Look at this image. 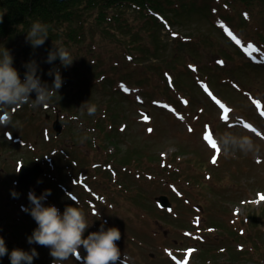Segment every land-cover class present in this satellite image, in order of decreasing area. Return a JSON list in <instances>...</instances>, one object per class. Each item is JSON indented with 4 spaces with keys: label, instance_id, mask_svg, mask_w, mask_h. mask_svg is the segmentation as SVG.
<instances>
[{
    "label": "rangeland",
    "instance_id": "obj_1",
    "mask_svg": "<svg viewBox=\"0 0 264 264\" xmlns=\"http://www.w3.org/2000/svg\"><path fill=\"white\" fill-rule=\"evenodd\" d=\"M233 7L235 8V6ZM257 10L258 9H255L253 11ZM229 11L237 14L239 13V11L232 7L229 8ZM146 12L149 14L148 7L146 8ZM165 14L168 16L170 15L169 11H165ZM198 14L199 13H196V11L186 13L183 18L179 20V22H183L182 26L171 24L173 30L180 33L178 36L180 40L183 38L190 39L189 37H192L191 39L194 40V44L191 50L190 48L185 50L184 47L180 45L181 41L177 39L178 37L176 38L177 33H167L164 31L162 33V40L169 41L171 44L168 45V42L164 44L165 47L161 49L162 55L159 60L152 59L149 61L142 57L137 52L140 48H137L135 44H132L128 39L122 38L121 36L98 45L95 44L101 42V40H93L91 41L90 47L87 48V51L84 49L81 53L75 54V64L80 71L81 69L78 62L82 61V56L86 53L87 59L93 60L95 57V49L102 48L105 53V58L107 59V65L110 66L105 72L107 78L111 77L112 72H117L118 74L124 73V75H120V80H125L129 85H132L133 82L125 77L127 69L131 70L133 81L137 80L135 77L136 75H145L147 79L152 81L154 86L153 96L149 97L141 93L146 103H141L143 101L142 99H139L141 105L124 102L121 105L123 110L115 111L111 110L110 97L95 91L93 94L79 98L75 102L74 107L78 109L76 112L77 119L75 117L69 118L66 114V117L61 115L64 132L60 137H57L53 129V123L57 118V113L55 110L56 104L51 102L47 107L22 108V112L16 115L17 120L13 125L10 124L5 127H0V183L4 182L6 184H0V236L6 239H12L15 243H21L25 240L26 232L30 228L28 222L33 224L34 219L30 214L22 210L20 203L22 200L29 202L27 195L29 192H17L20 194L18 201H12V207L9 210L5 209V205L8 203L6 198L12 196L11 192L13 190L16 191L17 176L19 175L18 173L22 164L33 165L34 163H40L44 167L45 172L37 181L35 188L43 191L52 189L59 193V196H54L55 192L51 190L52 194L47 197V205L60 206L57 208H65L66 205H72L71 202L67 203V196L60 185H64L65 187L66 185L68 186V191H70L69 197L71 199L72 197L76 200L78 198L84 199L87 194L84 193L80 187L74 186L71 183V178H76L77 174L80 172L90 175L89 184L92 190L101 195H105L111 204H119L118 210L110 215H115L121 219L125 218V220L121 221L120 226H122L125 231H131V235L126 233L127 239L124 242V247L126 250H133L135 262L139 264H171L162 259V257L167 258L165 254L167 252L170 253L168 255L171 256L175 264H204V262H208L212 259H217L215 264H228L227 260H230L228 253L208 255L209 257L205 258L203 262L199 257L202 251H204V255H207L210 254L213 248L221 249L227 247L233 251V240L247 245L244 252L237 254L239 257L238 260H241V262L235 264H264V241L262 239L264 221L258 220L259 222H254L253 225L247 229L245 235L248 236L249 234L247 238L239 237L226 226V223L232 218L233 210L236 215L233 214V216L241 219L251 214L261 215V219L264 218V196H258L256 194L259 191L264 192V143L262 141H254L259 146V152L256 155H245L241 152H235L232 145L227 144V146H223V153L225 155H232L234 157L245 156V160L239 165L235 164L230 159H226L223 162L224 167L233 172V174L229 176L228 187L227 183L223 182V186L216 191L212 186L204 188V196H201L200 194L202 192L199 190L200 188H197V185L191 184L187 186L186 184L188 176H190L189 170H195L197 168V161L208 162L209 157L215 158L214 155L219 152L217 148L220 150V146L217 143L218 136L220 140L222 139L220 129L219 131L215 130L217 135L213 132H209L202 141V126H200L198 130H194L192 134L188 133L192 121L191 117L186 119V122L182 123L183 115L180 114V123H178L173 117L163 116L158 113L157 111L159 110L151 105L152 100L156 102V100L176 99L174 91L169 89L166 84L164 71L175 74L173 70L179 69L181 71L187 64L196 62L198 66L206 72L215 73L223 79L232 78L235 80L234 84L237 88L246 90V94L234 89H231L228 93H225L223 90H218L219 96L228 94L229 100L232 102L227 98L224 99L227 100L234 109L235 107L238 108V110L235 109V115L239 117L244 115L251 120L255 119L256 114L254 115V109L250 105L251 100L254 99L253 104L256 110L255 112H258L264 119L262 102L257 100L256 97H251L252 99L249 98L253 93L264 98V70L261 72L241 70L235 68V64L233 63H230V65L224 69L217 68L215 59L218 57L220 50L229 44L226 37H228L229 40L231 34L228 33L223 35L218 31L217 27L216 32L210 33V23L206 18H201L200 14L199 17ZM124 16L127 22L130 23H134L138 19H141L143 23L139 26H145V20L134 10H128ZM224 19L227 20L225 15ZM261 21L264 23V19ZM248 23V25L243 27L246 31L264 28L260 23L251 24L250 21H248ZM156 24L158 30L161 31V24ZM135 25H138V23ZM213 25L215 27L214 23ZM226 28L229 27L227 22H224L221 25V29L225 30ZM206 34L213 35L214 40L212 42L205 41L203 37ZM230 38L236 39L235 37ZM9 42L10 38H6L2 42V46H7ZM122 53L131 55V61L128 62L135 65V68H127L123 65ZM14 55L17 56V51L14 52ZM137 55H140V58H138ZM113 64L119 66L118 69L112 67L111 65ZM154 68H158L157 72L150 73L149 69ZM181 82L189 85V81L185 79L184 75H182ZM184 84H176L179 93L185 94L183 88ZM145 90L149 91V88L146 87ZM32 99H35V93L32 95ZM89 101L92 105L96 106V111L93 115H88L86 109L83 112L79 110L84 103ZM203 102L208 103V99L203 98ZM162 104L163 102L157 101L154 105L160 106ZM148 112H151V115L154 117L153 124L156 128L154 133L148 131L149 127L147 124H141L138 121V117L142 115H144L146 120V114ZM250 112H252V115ZM208 113L213 115L218 123V116L221 115L226 121L229 120V117H226L227 115L223 114V111L209 109ZM115 114L116 116L113 117ZM123 115H126L128 120L126 128L127 134L121 143V148H119L115 144L113 137L108 138V132L109 125L113 123V120H120V117ZM141 119L145 123L142 117ZM243 123L242 121V124ZM16 125L24 127L22 128V132L14 130ZM245 128L253 135H261V129L258 127V129L255 126H248ZM5 131H10L15 137L21 138V141L14 143L8 140L5 136ZM245 134L247 133L240 132L237 137ZM26 135H29L30 139ZM262 137L264 138L263 132ZM4 141L12 143V145H6ZM23 141L24 143H22ZM213 143L216 145L215 148L212 146ZM30 145L37 146L34 152H28V146ZM128 146L137 148L138 152L146 151L155 157L164 156L166 157L165 159H167L169 156L177 153L181 157V162L189 159L192 160V165L186 163L181 166L178 165L179 168L186 169V178L182 182H174L180 191L186 189L187 192H182L184 198L190 200V206L184 202V199H179L180 194L169 187L166 183L167 181H165L164 184L160 183L151 187L156 195L165 194L170 198L171 196L174 198L177 203V208L174 213L177 217L181 216L180 219H176V216L171 215L169 223L165 226L153 221L145 215V202L140 198L135 202L136 194L130 185L131 180L136 177L127 176V173L121 169V166L120 168L111 167L106 171L102 170V168H92L93 164H111L115 156L119 159L129 157L130 154L126 152ZM52 151L53 154H51ZM56 151L57 153L55 154ZM258 158L262 159L263 162L258 164ZM251 160L257 163L253 164ZM75 163H77V166ZM57 165L62 166L59 172ZM49 169L51 170V177H53L54 181L52 182L53 186H49L51 184V178L47 179V187L44 181H46L49 174ZM113 169L118 173V181H113L109 173V171H113ZM138 174H141V176L138 179L136 178L138 182L136 184V189L137 191L145 193V183L150 182V179H147V177L140 172H138ZM63 178L67 180L66 185L61 182ZM217 187H220V185ZM42 193L43 192H41V194ZM36 195L40 196L38 194ZM127 196H133L134 198L133 201L135 204L132 207H127L120 203L122 198ZM223 197L224 201H213V198L222 199ZM197 203L206 204L207 206L204 227L218 226L223 229L224 233H222L221 238L217 240H215V237L219 235L220 232H216L215 236H211L208 241H211L212 247L209 250L203 247L199 256L196 257L195 260L193 258L189 263L185 260H179V255L181 253L179 249L188 248L187 246L193 245L197 247L202 246L183 235L185 226L191 223L190 221L193 220L194 214H198L196 212L197 209L194 210L192 208V206ZM154 205L155 204H152V206ZM29 206L30 205L27 207ZM102 211L106 212V207L102 208ZM137 214L138 217L144 216L146 218L148 228L151 226L153 227L152 229L156 231V238L147 241L143 240L147 236H142V234H144L143 232H146L148 228L138 230L134 223H129L130 221L128 219L137 218ZM179 221H181V223H178ZM92 225L95 226L96 223L93 222ZM91 230L92 232L97 231L94 227H91ZM152 234L155 235L153 232L150 235ZM140 240L144 243L140 242ZM165 247L167 251L164 250ZM45 253L47 257L48 255L50 256V249L46 248ZM192 253L194 254L195 251ZM151 256L154 257L156 260L155 262L148 261ZM121 259H124L123 255ZM127 259L130 261V264H136L128 257ZM51 260L53 263V258H51ZM41 263L46 264L45 261L37 260L36 258L33 261V264ZM57 264L74 263L57 261ZM81 264H83V262Z\"/></svg>",
    "mask_w": 264,
    "mask_h": 264
},
{
    "label": "trees",
    "instance_id": "obj_2",
    "mask_svg": "<svg viewBox=\"0 0 264 264\" xmlns=\"http://www.w3.org/2000/svg\"><path fill=\"white\" fill-rule=\"evenodd\" d=\"M147 7L149 8V14L146 12ZM230 7L239 11V13L230 12ZM130 9L145 20L144 27L139 26L143 23L141 19L134 23L127 22L124 15ZM255 9L258 10L253 11ZM165 11H169L170 15H166ZM195 11L201 15V18L208 20L210 33L216 32V27L218 28V24L222 22L225 15V18L229 20L230 29L235 31L242 45L232 44L231 50L223 49L220 53L221 57L227 62H241L239 65L258 68L253 63L252 58L264 55V28H257L249 32H243L241 29L249 24L248 21L251 24L260 23L264 27V23L261 21L264 19V0H0V53L5 48L10 50L14 61H18V71L22 80L26 71L23 65L33 59L40 65L41 72L39 75H41L42 81L50 87L54 77H49L47 73L52 67L59 68L64 83L50 102L56 104L69 118H74L73 107L75 102L79 98L89 95L90 88L95 90L106 69L110 67L107 65L104 50L97 48L94 51L95 57L93 60L87 59L86 53L82 56V61L78 62L80 71L75 64L76 53H81L84 49L87 51L93 40L100 39L101 42L95 44L98 45L121 36L140 48L137 52L142 57L149 61L152 59L159 60L162 55L161 49L165 46L159 42L161 33L156 23L161 24V31L171 24L182 26L183 22H179L180 18H183L186 13ZM36 20L50 26L49 37L43 46L33 49L31 44L26 42V32L29 30L31 23ZM137 23L138 25H135ZM6 38H10V42L3 47L2 42ZM189 38L183 40L177 38L181 41L180 45L185 50L194 44L192 37ZM213 38L211 34H206L203 37L205 41L210 42L214 40ZM53 41H62L64 46L69 49L74 59L71 66L63 67L59 59L54 61L53 65L45 63L48 50L53 47ZM243 48L249 49L244 53ZM15 51H17V56L14 55ZM122 55L123 62H126V57L128 59L131 56L128 53H122ZM140 55H137V57L140 58ZM22 61L23 65H20ZM15 68L17 69V67ZM173 71H175V74L168 71H164V73L172 77L177 84H184L181 82L182 75H184L185 79L192 83V88L197 83V75L202 80L205 79L201 70L196 73L189 70L187 65L181 71L179 69ZM125 77L133 80L130 69H127ZM110 83L112 84V81L103 84V88L110 85ZM203 84L209 86V84ZM135 85H139L144 89L149 88V91L143 92L145 95L154 93L151 80L140 77L139 80H136ZM191 86L184 84L186 90ZM191 92L192 95H197L202 93L203 90H192ZM25 106L28 109L32 108L27 104ZM15 122L16 112L12 111L8 123L13 125ZM229 174L232 175L233 173L229 172ZM28 225L30 228L26 232L25 240L21 243H15L12 239H6L2 236L5 239L9 255L16 248H31L32 244L28 243L27 238L32 235L31 231L36 229L38 225L33 227L34 225L29 222ZM40 249V257L44 259L43 261L46 264H51V258L45 255L44 249ZM0 264H11L9 256L6 255L0 258Z\"/></svg>",
    "mask_w": 264,
    "mask_h": 264
},
{
    "label": "clouds",
    "instance_id": "obj_3",
    "mask_svg": "<svg viewBox=\"0 0 264 264\" xmlns=\"http://www.w3.org/2000/svg\"><path fill=\"white\" fill-rule=\"evenodd\" d=\"M49 25L39 20L33 21L29 30L26 32V42L31 44L33 49H37L45 44L49 37ZM59 59L63 67L71 66L73 57L69 49L64 46L62 41H53V47L48 50L45 63L53 65ZM14 57L7 48L0 53V114H5L11 119L12 109H18L23 105L29 107H47L52 97L61 89L64 81L59 68L52 67L48 71L49 77H54L52 86L42 81L41 68L36 60L26 62L23 67L24 79H21L19 71L13 66ZM35 93V99L32 94ZM87 110L88 115H93L96 106L89 102L84 103L79 109L81 112ZM0 123H7L0 121ZM217 143L224 151L223 144L219 139ZM235 152L245 155H256L259 146L254 142L251 135L245 134L239 137L233 136L231 140ZM51 190H45L40 196L35 191H29L28 200L30 206L22 210L31 215L38 227L34 229L31 236L27 238L28 243L38 244L50 249V256L53 264L57 261H67L75 258L83 264H127L126 254L121 260L122 253L117 246L121 239V232L117 227H105L104 221L99 230L85 236L89 225L86 215L81 206L72 197L76 206L66 205L63 213L55 205H47V197ZM13 198H19V193L12 191ZM96 214V213H94ZM86 252L81 256L80 249ZM8 255L11 264H33L39 253L35 248L31 251L13 249L9 255L5 239L0 236V258Z\"/></svg>",
    "mask_w": 264,
    "mask_h": 264
},
{
    "label": "water",
    "instance_id": "obj_4",
    "mask_svg": "<svg viewBox=\"0 0 264 264\" xmlns=\"http://www.w3.org/2000/svg\"><path fill=\"white\" fill-rule=\"evenodd\" d=\"M54 129L57 131L58 134H61L62 126L60 125L58 121L55 123ZM41 174H42V170L40 166L36 167L35 169L24 167L22 169V172L19 177V182H18L20 189H26L28 191H33L36 181L40 177ZM164 200L167 201V199H164Z\"/></svg>",
    "mask_w": 264,
    "mask_h": 264
},
{
    "label": "snow or ice",
    "instance_id": "obj_5",
    "mask_svg": "<svg viewBox=\"0 0 264 264\" xmlns=\"http://www.w3.org/2000/svg\"><path fill=\"white\" fill-rule=\"evenodd\" d=\"M246 127H248V125H245ZM149 131H151V130H149ZM212 146L215 148L216 147V145L213 143L212 144ZM217 151H219V149L217 148ZM213 162H215V161H213Z\"/></svg>",
    "mask_w": 264,
    "mask_h": 264
},
{
    "label": "bare ground",
    "instance_id": "obj_6",
    "mask_svg": "<svg viewBox=\"0 0 264 264\" xmlns=\"http://www.w3.org/2000/svg\"><path fill=\"white\" fill-rule=\"evenodd\" d=\"M139 90H141V91H142V88H139Z\"/></svg>",
    "mask_w": 264,
    "mask_h": 264
}]
</instances>
